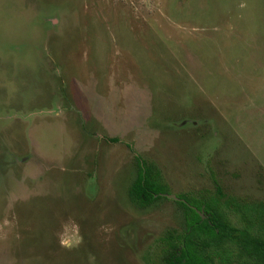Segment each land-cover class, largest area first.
<instances>
[{
    "label": "rangeland",
    "instance_id": "rangeland-1",
    "mask_svg": "<svg viewBox=\"0 0 264 264\" xmlns=\"http://www.w3.org/2000/svg\"><path fill=\"white\" fill-rule=\"evenodd\" d=\"M219 193L264 202V0H0V264H165Z\"/></svg>",
    "mask_w": 264,
    "mask_h": 264
},
{
    "label": "trees",
    "instance_id": "trees-1",
    "mask_svg": "<svg viewBox=\"0 0 264 264\" xmlns=\"http://www.w3.org/2000/svg\"><path fill=\"white\" fill-rule=\"evenodd\" d=\"M110 142L118 138H108ZM136 178L130 187L131 198L148 204L162 197L165 187L145 160L134 155ZM177 200L185 210V230L174 236V254L165 264H264V202H240L208 198L202 203ZM194 206L191 207L190 205ZM206 216L202 218L197 210Z\"/></svg>",
    "mask_w": 264,
    "mask_h": 264
},
{
    "label": "water",
    "instance_id": "water-1",
    "mask_svg": "<svg viewBox=\"0 0 264 264\" xmlns=\"http://www.w3.org/2000/svg\"><path fill=\"white\" fill-rule=\"evenodd\" d=\"M162 194V193H161ZM165 195H167V194H165ZM167 196H169V197H171V198H173V199H176V200H181V201H184V202H186L185 201V199H180V198H178V197H176V196H174V195H167ZM190 205V204H189ZM191 207H194V206H192V205H190ZM197 210V212H199L200 214H201V216H202V218H204L206 215L201 211V210H198V209H196Z\"/></svg>",
    "mask_w": 264,
    "mask_h": 264
}]
</instances>
